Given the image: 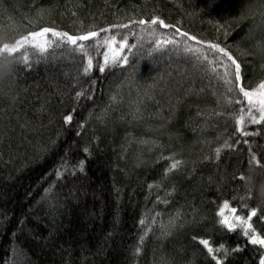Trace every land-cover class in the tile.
Wrapping results in <instances>:
<instances>
[{
	"label": "trees",
	"instance_id": "1",
	"mask_svg": "<svg viewBox=\"0 0 264 264\" xmlns=\"http://www.w3.org/2000/svg\"><path fill=\"white\" fill-rule=\"evenodd\" d=\"M43 28L111 31L83 50L49 33L47 51L27 46L29 63L0 81V264H261L264 246L217 213L225 201L245 219L255 209L264 238V202L241 180L264 166V121L235 130L248 104L210 45L257 89L264 0H0V46ZM168 38L178 43L157 48Z\"/></svg>",
	"mask_w": 264,
	"mask_h": 264
},
{
	"label": "snow or ice",
	"instance_id": "2",
	"mask_svg": "<svg viewBox=\"0 0 264 264\" xmlns=\"http://www.w3.org/2000/svg\"><path fill=\"white\" fill-rule=\"evenodd\" d=\"M140 24H145L146 21H139ZM152 24H159L162 27H170L169 25L165 24L163 20H160L159 18H154L151 20ZM121 27V26H117ZM122 27H127V25H123ZM109 32L111 29H101L100 31H91L83 35L75 36V35H70L67 32H59L55 31L54 29L51 28H43L42 30L36 32H31L29 34L24 35L20 39H15L12 43H5L2 46H0V56H3L7 54V56H12L14 53L19 52L20 49L24 48L25 51L21 53L19 56L18 63L27 65L29 63V56L27 52V46H31L33 49H38L40 52H45L48 50L50 42L47 41V36L49 33H51V36L54 38H58L61 43H70L72 45L77 46L80 50H83L85 48V45L83 43H79L78 41H89V40H94L95 38L100 36V32ZM181 36H187V33H180ZM42 37L45 38L44 43H36V38ZM191 39L195 40V37H191ZM116 37L112 36L110 39L104 40V43L108 45L109 51L113 53V60L112 62L115 63V57L119 56V53L115 51L113 45L116 44ZM178 43L175 39L173 38H168L165 40H158L156 41L157 48L166 46L168 44H176ZM120 47H129L127 44V38L124 37L122 38L120 42ZM210 47L215 48L218 52H221L224 54V56L227 57V59L230 61V64L224 65L225 68V74L221 78L224 79V82L228 85L229 91L233 90V87L240 93L242 94V97L247 101L248 104V111L245 113L244 109L241 108L239 110V115L235 118L236 121V131L242 134L243 136H249L252 135L253 133H250L246 131V117H247V123L248 124H255V123H260L261 121H264V82L260 83L257 86V89L253 91H248L245 89V87L240 83L241 77H240V65L236 62V60L223 48H219L217 45H210ZM186 51H191V49H185ZM86 54V53H85ZM103 56V64L98 65V70L103 72L105 70V67L109 63V54L107 52L101 54ZM124 62L127 63V57L125 56ZM93 66V61L92 58L89 57L87 61V67L84 69L85 73H88L89 69H91ZM234 66V72L229 73L228 69ZM230 76H234L235 81L237 82L233 86V80L229 78ZM253 109L255 112L259 115V119L257 118V115L253 114ZM66 119L71 120V117H67ZM226 147H231V145H225ZM221 149L217 148L216 149V154L217 157L219 156ZM253 160H255V157H253ZM180 161H175L174 163L171 164L170 170L175 169L180 165ZM241 180H243V177L241 176ZM225 210H229L231 213V219L229 216H226ZM236 208L230 207V204L228 201H225L220 208L219 212L217 215L220 217V220L218 221L219 224L222 226L226 227L229 231H234L236 230L237 226H241L242 228V234L244 236H248L249 240L252 244H259L261 246H264V238L260 237L259 234L255 232V229L253 228L251 219L252 217L256 216V210L252 209L248 218L245 219L242 216L236 215ZM143 224L144 221H141ZM201 245H204L205 248L207 249V252L209 254L214 253V249L212 246H210L209 241L207 239H201L199 241ZM224 246L220 245L216 251H219L222 249ZM213 258L215 259V255H213ZM219 264V261L217 262ZM261 264H264V260L261 261Z\"/></svg>",
	"mask_w": 264,
	"mask_h": 264
},
{
	"label": "clouds",
	"instance_id": "3",
	"mask_svg": "<svg viewBox=\"0 0 264 264\" xmlns=\"http://www.w3.org/2000/svg\"><path fill=\"white\" fill-rule=\"evenodd\" d=\"M17 63L16 58L7 55L0 56V81L13 75ZM242 177L246 194L255 195L259 201L264 202V166L257 168L252 165Z\"/></svg>",
	"mask_w": 264,
	"mask_h": 264
}]
</instances>
